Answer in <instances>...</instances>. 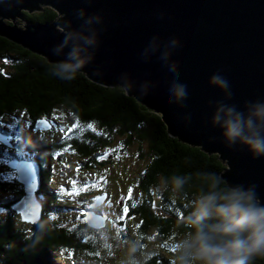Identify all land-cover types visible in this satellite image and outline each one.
<instances>
[{"label": "water", "instance_id": "obj_1", "mask_svg": "<svg viewBox=\"0 0 264 264\" xmlns=\"http://www.w3.org/2000/svg\"><path fill=\"white\" fill-rule=\"evenodd\" d=\"M45 7L59 17L17 25L26 11ZM0 35L51 63L84 60L78 71L98 84L123 86L162 115L171 136L218 154L227 165L223 179L245 189L254 185L264 204V155L240 140L229 144L223 127L233 109L264 137V116L255 115L264 106V0H0ZM51 126L44 119L37 124ZM7 140L0 132V141ZM9 164L25 189L13 209L23 221H38L42 165L35 159ZM107 197L99 195L86 211L90 226L106 227L108 215L96 209Z\"/></svg>", "mask_w": 264, "mask_h": 264}, {"label": "trees", "instance_id": "obj_2", "mask_svg": "<svg viewBox=\"0 0 264 264\" xmlns=\"http://www.w3.org/2000/svg\"><path fill=\"white\" fill-rule=\"evenodd\" d=\"M58 15L55 9L45 7L43 11L34 13L26 11L24 20L31 23L49 22ZM7 58L11 64L0 66V118L24 114L23 117L31 119L32 123H38L40 119L48 121L60 109L66 111L63 116L68 120V132L71 131L68 137L48 143L42 136V140H29L30 145L26 146L32 159L41 165L43 162V188L38 192L44 194L48 201L52 198L57 200V197L52 193L53 181L49 180L47 167L55 161L57 155H61V151L65 156L85 160L82 163L85 168L91 167L95 162L99 164V151L104 147L108 148L115 136L122 137L127 148L137 143L140 158L147 160L136 179L141 201L135 205H132L131 200L127 201L130 216L137 215L141 218L140 230L144 235L149 230L157 229L162 237L187 236L190 229L184 222L185 218L193 211L196 198L209 191V177H220V187L230 186L223 179L227 165L220 160L218 154H208L201 147L171 136L162 115L129 96L123 86L98 84L80 71L74 74V79H66L64 77L69 73L57 74L59 64L51 63L46 57L0 35V60ZM66 114L73 116L79 123H70V116ZM0 129L3 133L9 131L8 128ZM26 147L23 153L25 155L28 152ZM17 158L19 157L9 158V162ZM9 162V168L13 169ZM176 177L184 182L179 188L174 184ZM161 181L165 188L158 192ZM8 187L20 194L16 199L0 200V261L3 264H55L57 251L65 247L95 255L96 245L93 241L82 238L79 229L74 230L46 220V200L41 201L43 212L38 221H24L32 232L27 234L26 228L20 229L12 218L13 214L19 213L12 206L25 194L24 184L17 177L14 183L0 182L1 191H7ZM156 193L165 202L159 213L152 205V198ZM64 204L71 206L68 201ZM4 210L8 211L7 215H2ZM63 211L54 209L53 213ZM20 218L23 222L21 215ZM85 223L82 226L86 231L98 232L99 229L90 226L87 220ZM144 238L147 239L145 236ZM146 264H181V259L157 253ZM253 264H264V259L257 258Z\"/></svg>", "mask_w": 264, "mask_h": 264}, {"label": "rangeland", "instance_id": "obj_3", "mask_svg": "<svg viewBox=\"0 0 264 264\" xmlns=\"http://www.w3.org/2000/svg\"><path fill=\"white\" fill-rule=\"evenodd\" d=\"M6 20L13 22L11 19ZM16 22L21 27L26 24V21L22 18H18ZM58 27L61 28V26ZM9 61L10 59L8 58L0 60V66L7 63L10 65L11 61ZM1 68L6 70L5 67ZM65 113V110L60 109L55 115L62 117V125H67V119H64L63 116ZM23 116L24 114H16L8 118H0L1 128H12L18 134L16 140H13L15 143L14 147H10L7 143L0 141V182L14 183L16 177L18 178V173L17 171L15 172L16 169L14 170L13 167V169L9 168L8 162L9 157H20V154L24 153V145L21 142L22 136L26 132L30 141H35V139L42 140L41 137L43 136L48 143H54L51 140L54 141L55 139H65L71 133L70 131L67 134V131L62 129L55 131L51 122V128L47 129L38 128V123L35 121H33V125H29V119ZM66 116H70L68 119L72 123H79L73 116L67 114ZM54 121L56 123L55 119ZM28 125L32 127L28 128ZM4 132L7 135L8 132ZM8 143L10 142L8 141ZM147 150L148 148L145 149V151ZM144 159L140 158L137 143L127 148L124 139L115 136L108 148L104 147L99 151L97 155L99 164L95 162L91 167L85 168L84 164H82L85 160L74 156H65L62 151L61 155L55 157V161H52L51 165L50 163L48 164L49 180L53 181L51 182L53 191L50 186L48 187L54 196L57 197V200L52 198L48 201L42 194L45 197H43L44 200L48 201L46 220L56 222L64 227L74 228V230L79 229L82 238L93 241L97 247V252H94L95 255L82 253L83 251L78 252L73 248H61L56 253L55 264H136L137 261L140 264H146L157 253L173 256L174 259L178 258L176 255L179 247L178 242L185 239L186 236L162 237L157 229L149 230L145 235L142 234L140 230L141 218L137 215L130 216L127 203H123L126 199L131 200L132 205L141 201L139 185L136 179L138 174L144 169L142 167L147 161ZM164 188V182L161 181L157 191L162 192ZM19 194L20 192L12 191L10 187H8L7 191H1L0 189V200H7L13 197L16 199ZM105 194H108L106 201L110 198L116 203V206L120 202L123 203V206L120 205L119 209L110 211L112 217L107 227L99 229L96 233L88 232L82 226L86 221V211H93L92 205L96 198ZM159 196L156 193L154 198H152V205L157 213L161 212L162 205L165 203ZM38 198H41L40 192ZM91 199H93L92 204ZM65 201L71 203V206L64 208ZM58 205L61 207H57ZM40 208L41 205L37 204V210ZM125 208H127V212L124 211ZM54 209H63L64 211L53 213ZM7 213L8 211L4 210L2 215H7ZM12 218L15 220V225L20 227V229L26 228L27 234L32 232L27 222L20 221L19 214H13ZM144 236L147 238L146 240H144ZM0 264L3 263L0 261Z\"/></svg>", "mask_w": 264, "mask_h": 264}, {"label": "clouds", "instance_id": "obj_4", "mask_svg": "<svg viewBox=\"0 0 264 264\" xmlns=\"http://www.w3.org/2000/svg\"><path fill=\"white\" fill-rule=\"evenodd\" d=\"M70 55L77 58L79 51ZM84 64V60L60 63L57 74L69 73L64 78L74 79ZM213 79L219 81L218 77ZM255 115L264 116V106H257ZM226 116L223 127L229 144L240 140L256 156L264 155V137L253 126L252 119L242 120V114L233 116V109ZM219 119L217 116L216 121ZM209 179V191L196 198L193 211L184 221L190 232L178 242L176 255L181 264H253L257 258L264 259V204L255 186L220 187V177L211 175ZM183 183L180 178H174L177 188Z\"/></svg>", "mask_w": 264, "mask_h": 264}, {"label": "flooded vegetation", "instance_id": "obj_5", "mask_svg": "<svg viewBox=\"0 0 264 264\" xmlns=\"http://www.w3.org/2000/svg\"><path fill=\"white\" fill-rule=\"evenodd\" d=\"M25 118V117H24ZM29 119V118H28ZM54 119L56 120V123H55V121H54ZM61 119H62V117L61 116H53V117H50L49 118V122H51L52 124H53V128L55 129V131H59V130H66L67 131V134H68V128H67V126L66 125H62V123H61ZM29 121V125L30 124H32V120L31 119H29L28 120ZM68 121V120H67ZM70 123H72V121H69ZM29 125H28V128H31V127H29ZM33 125V124H32ZM7 130V129H6ZM8 133H7V135L9 136V142H10V144H9V146L10 147H14V145H15V143H14V141L13 140H16V136L18 135L17 134V132L15 131V130H13L12 128L11 129H9V131H7ZM27 132L24 134V136H22L23 138H22V144L24 145V147H26L27 145H30V141H29V139H27ZM64 138V137H63ZM58 141H60V140H57V139H55L54 140V142H58ZM27 148V150H28V152H27V154L25 155V154H20V157L19 158H17V159H27V160H31L32 159V157H31V155L29 154V148L28 147H26ZM44 156H45V154H44ZM41 158H43V156H40ZM9 158H12V156L11 157H9ZM14 158V157H13ZM41 162H42V160H41ZM42 165H43V162H42ZM43 167H44V165H43ZM45 168V167H44ZM41 194V193H40ZM103 194V193H102ZM44 196H42L41 195V198H40V200L42 201L43 200V202H44V198H43ZM71 200H73V199H71ZM92 201H93V199H91V204H92ZM119 201V200H118ZM127 199L125 200V202L123 201V203L125 204V203H127ZM123 203H119V205L117 204V206H116V203L115 202H113L112 200H110V198L108 199V201H105V203L104 204H102V207L100 206V207H98V209H97V211L99 212V213H101L102 215H108V220H107V225H108V223H110V221H111V217H112V213H110V211L112 210V209H119V207H120V205L121 206H123ZM85 204V203H84ZM90 204V205H91ZM109 205V206H108ZM84 206V205H83ZM125 206V205H124ZM65 208H67V207H70V205L69 206H64ZM127 207H128V204H127ZM91 208V207H90ZM107 227V226H106Z\"/></svg>", "mask_w": 264, "mask_h": 264}, {"label": "snow or ice", "instance_id": "obj_6", "mask_svg": "<svg viewBox=\"0 0 264 264\" xmlns=\"http://www.w3.org/2000/svg\"><path fill=\"white\" fill-rule=\"evenodd\" d=\"M125 212H127V208H125V210H124Z\"/></svg>", "mask_w": 264, "mask_h": 264}, {"label": "bare ground", "instance_id": "obj_7", "mask_svg": "<svg viewBox=\"0 0 264 264\" xmlns=\"http://www.w3.org/2000/svg\"><path fill=\"white\" fill-rule=\"evenodd\" d=\"M37 181V180H36ZM35 188V187H34ZM38 192V191H37ZM38 194H39V192H38Z\"/></svg>", "mask_w": 264, "mask_h": 264}]
</instances>
